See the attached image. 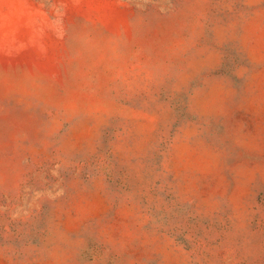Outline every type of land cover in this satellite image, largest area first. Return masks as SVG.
<instances>
[{
    "label": "rangeland",
    "instance_id": "rangeland-1",
    "mask_svg": "<svg viewBox=\"0 0 264 264\" xmlns=\"http://www.w3.org/2000/svg\"><path fill=\"white\" fill-rule=\"evenodd\" d=\"M0 264H264V0H0Z\"/></svg>",
    "mask_w": 264,
    "mask_h": 264
}]
</instances>
